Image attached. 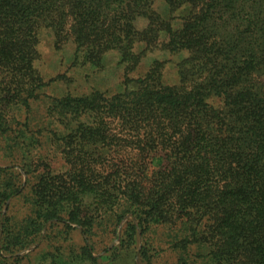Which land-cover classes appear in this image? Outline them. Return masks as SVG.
<instances>
[{"label": "rangeland", "instance_id": "rangeland-1", "mask_svg": "<svg viewBox=\"0 0 264 264\" xmlns=\"http://www.w3.org/2000/svg\"><path fill=\"white\" fill-rule=\"evenodd\" d=\"M176 2L169 6L167 0H154L158 22L137 16L134 28L142 34L129 46L88 37L79 47L70 25L58 40L52 25L37 23L28 46L21 43L28 33L22 22L12 36L4 35L10 41L0 44V116L12 131L0 133V189L18 190L3 207L1 219L6 213L13 217L16 238L13 251L2 252L6 260L0 264H195L210 252L214 229L189 228L192 218H187L196 215L185 214L184 221L173 215L131 242L127 224L133 213L118 221L115 205L107 201L110 192L133 188L128 181L135 191H151L163 180L169 159L159 124L166 119L147 116L150 124L141 126L130 117L140 113L123 120L109 115L102 103L91 109L82 101L74 102L76 107L60 102L67 96L183 85L181 71L191 51L184 42L173 47L171 36L183 30L195 9L191 2ZM6 46L17 58L8 55ZM257 72L251 77L258 79ZM183 132L174 136L175 148ZM35 210L43 217L37 226ZM178 236L205 243L195 242L188 258L176 245Z\"/></svg>", "mask_w": 264, "mask_h": 264}, {"label": "trees", "instance_id": "trees-1", "mask_svg": "<svg viewBox=\"0 0 264 264\" xmlns=\"http://www.w3.org/2000/svg\"><path fill=\"white\" fill-rule=\"evenodd\" d=\"M167 1L169 6L177 4ZM153 2L0 0V44L10 41L4 35L12 36L22 22L28 33L21 43L27 46L32 41L29 31L37 23L52 25L58 40L66 26H72L79 47L86 45L88 37L105 39V45L119 42L129 46L142 34L134 28L137 16L155 17L158 22ZM178 2H191L195 9L183 30L171 36L173 47L184 42L191 51L181 71L183 85L93 98L67 96L60 102L63 107H76L74 102L82 101L83 107L91 109L102 103L109 115L123 120L130 113H140L130 117L141 126L150 124L147 116L166 119L167 123L159 124L169 159L163 180L151 191H135L134 182L128 181L126 186L132 184L133 188L110 192L107 197L115 205L112 213L118 221L133 213L127 224L131 242L173 215L184 221L185 214H191L196 216L187 218H192L189 228L196 231L197 226H210L215 232L209 239L210 252L203 255V261L194 259L195 264H264V80L259 82L264 75V0ZM5 50L16 57L7 46ZM206 66L209 73L204 76ZM254 71H258V79L251 77ZM34 94L32 90L24 97L25 106ZM215 97L217 103L210 101ZM163 113L168 116L162 118ZM9 130L12 128L0 116V133ZM181 130V145L175 148L174 136ZM17 190V186L0 189V219ZM34 213L37 226L43 217L37 210ZM13 221L7 213L0 220V262L6 260L2 252H12L15 245ZM178 237L176 245L180 244L188 258L195 242L205 243L200 238Z\"/></svg>", "mask_w": 264, "mask_h": 264}]
</instances>
